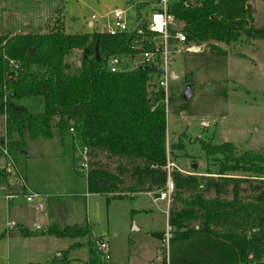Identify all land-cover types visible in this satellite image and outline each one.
<instances>
[{
	"label": "rangeland",
	"instance_id": "374dc122",
	"mask_svg": "<svg viewBox=\"0 0 264 264\" xmlns=\"http://www.w3.org/2000/svg\"><path fill=\"white\" fill-rule=\"evenodd\" d=\"M147 1L152 0L140 3ZM249 4L253 22L264 27V0H249ZM114 8L124 10L130 24L137 12L149 11L145 5L135 7L131 0H0V33L44 32L61 15L66 32L97 31L106 27V15ZM89 20L96 21L89 25ZM170 29H181L174 18ZM251 39V42L228 44L213 40L181 43V48L168 60L163 93L166 156L173 162L172 169L194 177L188 188L172 189L166 210L173 216L184 209L181 221L189 227L195 223L207 227L210 220L216 219L225 227L245 228L249 249L254 255L247 264L264 260V200L257 197V190L263 187L260 178L264 177V169L262 176L241 170L218 174L222 154L205 153L200 141H226L234 154L250 148L264 149V37ZM176 42L170 39L168 45L172 47ZM186 46L196 50L184 49ZM81 54L80 49H71L65 56L67 71L78 70ZM187 86L190 94L183 98ZM18 102L30 111L38 109L32 98L24 97ZM56 118L51 120L53 135L50 139L30 136L25 155L11 154L21 167L25 187L13 177L10 180L6 177L11 183L6 191L15 193L10 198L11 204L18 214L27 217L29 226L31 220L37 223L39 220L51 223L55 218L61 223L75 221L87 227L89 244L83 241L82 245L70 236L52 234L46 240L17 244L19 249H11L6 255L1 243L0 264L42 262L63 249L76 260L63 264H90L95 257L104 264H127V258L138 261L152 255L160 246L145 233L166 227L165 199L154 203L153 195L142 192L133 197H108L107 200L99 193L84 195L85 169L80 170V167L85 159L81 147L70 134L59 142ZM2 160L0 151V163ZM97 163L117 172L128 168L127 176L136 164L128 158L118 159L101 153L99 158L90 160L88 169ZM3 174L0 170V177ZM129 176L134 180L131 174ZM30 191L38 196L27 201L23 194ZM43 198L45 205L39 208ZM4 221L0 203V228L3 223L4 228H8L9 222ZM99 235L107 242L108 259L103 258L98 249ZM38 246L42 247L37 249ZM260 250L263 253L256 256Z\"/></svg>",
	"mask_w": 264,
	"mask_h": 264
},
{
	"label": "trees",
	"instance_id": "16d2710c",
	"mask_svg": "<svg viewBox=\"0 0 264 264\" xmlns=\"http://www.w3.org/2000/svg\"><path fill=\"white\" fill-rule=\"evenodd\" d=\"M182 1L172 3L168 12L180 24L187 40L228 44L264 37V27L253 22L249 0H190L186 5ZM94 46L99 59L95 58ZM124 48L116 37L105 33L66 32L62 15L44 32L0 33V145L11 154H25L28 137H52L51 120L57 117L55 132L59 142L71 134L84 148L87 165L101 153L136 163L130 171L134 180L126 175L128 168L117 172L99 163L87 167V191L117 197L127 191L157 193L166 181L162 167L166 160L165 96L152 81V67L121 72L105 69L103 58ZM71 49L82 51L76 72L67 71L65 66V56ZM9 60L15 61L16 67L10 66ZM24 97L34 99L38 109L30 111L18 102ZM69 127L73 132L68 131ZM200 145L205 153L222 154L218 174L241 170L262 176L264 149L250 148L234 154L226 141H200ZM170 176L174 189L188 188L194 180L174 169ZM260 179L263 187L257 190V197L264 200V177ZM184 211L169 214L173 234L182 226ZM40 232L73 237L86 234L87 228L50 224ZM262 253L260 250L256 256ZM67 256V250H61L59 255L35 264H63ZM253 264H264V260Z\"/></svg>",
	"mask_w": 264,
	"mask_h": 264
},
{
	"label": "built area",
	"instance_id": "2783aa9c",
	"mask_svg": "<svg viewBox=\"0 0 264 264\" xmlns=\"http://www.w3.org/2000/svg\"><path fill=\"white\" fill-rule=\"evenodd\" d=\"M145 1L146 0H141ZM140 0H131L135 7L148 6L149 11L137 12L133 17V23H127L124 10L114 8L106 15V27L100 28L97 32L105 33L116 37L118 43L125 46L124 49L115 51L106 55L104 59L105 69L109 72H121L131 70L137 67H152V79L156 87L164 93L166 78L168 75L167 64L171 54L177 49L181 48L180 44L187 41L184 32L181 29H170L171 20L173 16L168 12L170 5L177 0H152L150 2L141 4ZM190 0H183L182 4L186 5ZM94 19V18H93ZM90 25L93 21L89 20ZM176 40L172 47L168 45L169 40ZM191 46H186L184 49H190ZM9 65L16 67L17 63L9 60ZM170 74V72H169ZM165 99V98H164ZM69 132H73V128H68ZM0 151L4 155V161L1 170L8 179L12 177L25 187V177L20 165L8 152L6 147L0 145ZM85 162L80 167V170L86 168L85 150L81 147ZM173 162L167 156L163 164V169L166 172V181L162 189L157 192L155 198L165 199L169 201L170 192L173 189L171 180V170ZM5 198H12L15 193L9 191L3 192ZM25 200L30 201L33 197L38 196L34 191L23 194ZM14 223L9 222L8 228L13 227ZM171 227L167 224L160 234V249L162 251V262L160 264H167V247L171 239ZM98 249L103 258H107L106 243L101 240L98 241Z\"/></svg>",
	"mask_w": 264,
	"mask_h": 264
},
{
	"label": "crops",
	"instance_id": "0c3cea01",
	"mask_svg": "<svg viewBox=\"0 0 264 264\" xmlns=\"http://www.w3.org/2000/svg\"><path fill=\"white\" fill-rule=\"evenodd\" d=\"M88 24L90 25V21H88ZM250 40L252 41L253 39H250ZM190 49L196 50V48L194 47ZM171 75L173 76L172 72H170V76ZM70 136L73 140H76L75 138H73L71 134ZM3 161H4V155H3V160L0 163V170L3 164ZM86 170H87V157H86L85 172ZM84 178H85V173H84ZM9 180L6 179V176L4 175L0 177V193L5 192L7 187L11 185V183L8 182ZM85 182H86V178H85ZM139 192L145 193L148 196L153 195L151 197V200L154 203L157 200H162L159 198H155L157 193L155 192L153 193V190H148V191L137 190V191H131V192L127 191L125 195L120 196V197H125V196L133 197L134 194L139 193ZM88 193L103 194L106 200L108 199V197H111V198L117 197V196L111 195V193L104 194L100 192H89L86 189L84 195ZM2 197H0V203L3 206V217L5 220L4 222L14 223L13 227L11 228H4V223H3L2 228H0V231H1L0 232V246H1V243H3L4 253H6V255L10 253L11 249L13 251L18 250L19 246H17V244H23V242L27 243L30 241H36L38 239L46 240V237L52 234L42 233L40 232V229L48 224H55L58 227H63L67 225H77L80 227H86V226L77 224V222L75 221H68V222L61 223L59 222V218H55V220H52L51 223L41 222V220H39L37 223L36 221L31 220L30 226H29L28 221L26 220L27 217L25 215H21L16 212L15 208L11 204L10 199L5 198L3 194H2ZM44 203L45 202L43 198L42 202L39 203V208H43L45 205ZM164 211L166 215L165 219H166V225H167L169 214L166 210V200H165ZM26 230L36 231V233L27 234L25 232ZM182 231H185L186 233L180 235ZM161 232H162L161 229L148 230L145 234L149 236L150 239L152 240L155 239L156 241H158L160 245ZM174 233L175 234H172L171 239L169 241V245H168L169 247H168V253H167V260H166L167 264H245L248 259L254 256L250 252V249H249L250 240H249V235L247 234L245 228H239V227L234 228V227H227V226L225 227V226L220 225L218 220L216 219L210 220L208 222L207 227H203L202 224H198V223H195L192 225V227H189L188 225H186L185 221H182V226L178 228L177 232H174ZM72 240H76L74 242L80 243L82 245L85 243L83 241H86V243L89 244V241L86 239V234L81 235V236H73ZM97 240L98 241L103 240V236L99 235L97 237ZM103 241L106 243V246H107L106 240H103ZM41 247L42 246H38L37 249ZM59 252L60 251H56L54 255H58ZM50 256H52V254L49 255L45 261H47ZM107 259H108V254H107ZM45 261L28 262L27 264L43 263ZM70 261L76 262L75 259L70 258L68 256L67 262H70ZM79 262L82 263L81 261ZM161 262H162V251L159 248L155 249L152 255L146 257L144 260L141 259V260L135 261L133 257L127 258V264H160ZM83 263L86 264V262H83ZM97 263L104 264L103 261L99 262L97 257H95L93 262L90 264H97Z\"/></svg>",
	"mask_w": 264,
	"mask_h": 264
},
{
	"label": "water",
	"instance_id": "95a60500",
	"mask_svg": "<svg viewBox=\"0 0 264 264\" xmlns=\"http://www.w3.org/2000/svg\"><path fill=\"white\" fill-rule=\"evenodd\" d=\"M30 51H31V49H29V52H30ZM94 54H95V58H96V59H99V58H100V54H99V52H98L96 46H94ZM141 68H143V67H141ZM171 76H172V75H171ZM189 94H190V90H189V87L187 86V87L184 89V91H183V93H182V96H183V98H187V97L189 96Z\"/></svg>",
	"mask_w": 264,
	"mask_h": 264
}]
</instances>
